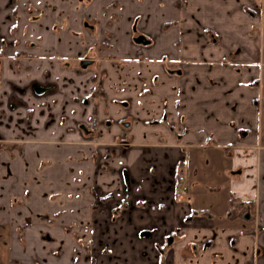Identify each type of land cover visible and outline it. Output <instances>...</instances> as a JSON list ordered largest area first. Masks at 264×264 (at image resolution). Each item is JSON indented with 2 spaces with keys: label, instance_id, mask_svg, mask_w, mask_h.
<instances>
[{
  "label": "crops",
  "instance_id": "crops-1",
  "mask_svg": "<svg viewBox=\"0 0 264 264\" xmlns=\"http://www.w3.org/2000/svg\"><path fill=\"white\" fill-rule=\"evenodd\" d=\"M261 3L0 0V145L22 149L0 150V182L72 155L89 195L43 218L0 207L9 264H65L63 247L66 264H160L163 246L165 264H246L254 246L264 264ZM248 201L255 219L231 215Z\"/></svg>",
  "mask_w": 264,
  "mask_h": 264
},
{
  "label": "rangeland",
  "instance_id": "rangeland-1",
  "mask_svg": "<svg viewBox=\"0 0 264 264\" xmlns=\"http://www.w3.org/2000/svg\"><path fill=\"white\" fill-rule=\"evenodd\" d=\"M262 7L264 9V0H262V3L260 5V10H255L257 14L262 13ZM256 14V15H257ZM263 16L264 13L260 14V17ZM261 18V21H264V19ZM262 87V86H261ZM264 89V87H263ZM262 115L264 117V103L262 104ZM61 121V120H60ZM79 131L83 135L82 142L90 144L92 142L96 141V136L91 133H86L87 135L83 134V131L79 129ZM121 140H127L125 138H122ZM3 145V144H2ZM2 145H0V150H4L7 153H11L13 155L22 154L21 146L17 149H11L9 148H2ZM0 151V152H1ZM35 158L34 161H27L25 163V167H27L29 170L26 174H17L14 176H11V173L9 174L10 177L4 178L3 181L0 182V207L1 209H5L6 206L9 207H24L25 205H28L31 214L37 215L41 218L48 215L49 209H52V211L55 210H66V207L69 209L67 210V214L70 212V208L72 207L74 210H76V206H85V203L87 202V197L89 195H84V188L88 184L87 178L84 179L83 175L77 174L73 175L72 172L69 171L70 167L73 166L75 162L78 160L75 159L72 155H69L66 160L63 162L60 160V158L54 159V161H57V165L49 167L51 159L44 158L42 154H40ZM58 161L62 162V164H59ZM81 170V169H79ZM31 171V172H30ZM51 172V174H47L46 172ZM71 174V175H70ZM51 175V176H50ZM80 175V177H78ZM67 179V180H65ZM81 185L79 188L75 189L79 192H82L81 200L79 204L74 205L72 201H75L76 199H79L80 193L74 192L71 190L74 186ZM211 193L214 192V188H209ZM65 192V193H61ZM68 199L65 201V197ZM93 200L97 203L98 198L96 195H92ZM94 203V202H93ZM96 206V204H94ZM37 213H33V211H36ZM77 211V210H76ZM78 212V211H77ZM61 212H57L56 214L59 215ZM70 213V215H77ZM79 215L83 216V212H80ZM78 216V215H77ZM21 241V240H20ZM22 245V244H21ZM23 247H26L24 244ZM10 250V237L8 235V232L6 230L0 229V264H9L10 260L8 257V253ZM62 253L60 254V259L66 264L68 261V255H69V249L67 247L61 248ZM76 257H78V254L76 253Z\"/></svg>",
  "mask_w": 264,
  "mask_h": 264
},
{
  "label": "flooded vegetation",
  "instance_id": "flooded-vegetation-1",
  "mask_svg": "<svg viewBox=\"0 0 264 264\" xmlns=\"http://www.w3.org/2000/svg\"><path fill=\"white\" fill-rule=\"evenodd\" d=\"M83 61H89V60H83ZM82 61V62H83ZM81 62V63H82ZM81 63H80V66H81ZM90 64V63H89ZM88 64V65H89ZM88 65H86L85 67H82L81 66V68H86ZM87 134L88 133H90V132H86ZM183 189H184V192H183V194H185V192H186V190H185V187H182ZM180 190V189H179ZM183 194H181V195H183ZM179 195H180V193H179ZM249 202L250 201H248V202H239L237 205H236V207L237 208H239V209H244V211L242 212V216L244 217V219L245 220H251L252 218L253 219H255V215H254V210H255V205H254V203L253 202H250V203H252L253 204V208L251 209L250 208V204H249ZM251 232L252 233H254L255 232V229H252L251 230ZM235 244V241H231V246H233ZM211 246V242H205L204 244H202L201 246H197V245H194L192 248H193V250H199V249H202V250H205L206 248H209ZM164 248H165V246H163V247H158L157 249H158V253H159V256H160V258H161V260H160V264H165L164 263V261L162 260L163 258V253H164ZM260 251H261V249L257 246V247H255L254 246V248H253V252H252V254H251V256H250V258H248V260L246 261V264H262L261 263V256H260Z\"/></svg>",
  "mask_w": 264,
  "mask_h": 264
},
{
  "label": "trees",
  "instance_id": "trees-1",
  "mask_svg": "<svg viewBox=\"0 0 264 264\" xmlns=\"http://www.w3.org/2000/svg\"><path fill=\"white\" fill-rule=\"evenodd\" d=\"M233 201H234V200H232V201H230V202L233 203ZM249 204H250V208L252 209V208H253V204L250 203V202H249ZM243 211H244V209H239V208H237L236 206H232V208L230 209V213H231V215H232L233 217H235L236 215H237V216L241 215ZM74 262H76V259L74 260Z\"/></svg>",
  "mask_w": 264,
  "mask_h": 264
},
{
  "label": "built area",
  "instance_id": "built-area-1",
  "mask_svg": "<svg viewBox=\"0 0 264 264\" xmlns=\"http://www.w3.org/2000/svg\"><path fill=\"white\" fill-rule=\"evenodd\" d=\"M178 180H179L180 182L185 181L184 177L181 176V175L178 177ZM183 192H184V189H183V188H180L179 193H180V194H183Z\"/></svg>",
  "mask_w": 264,
  "mask_h": 264
},
{
  "label": "water",
  "instance_id": "water-1",
  "mask_svg": "<svg viewBox=\"0 0 264 264\" xmlns=\"http://www.w3.org/2000/svg\"><path fill=\"white\" fill-rule=\"evenodd\" d=\"M90 63V61H83L82 63H81V66L82 67H85L86 65H88Z\"/></svg>",
  "mask_w": 264,
  "mask_h": 264
}]
</instances>
